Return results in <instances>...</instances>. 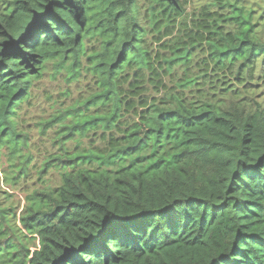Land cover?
<instances>
[{
  "label": "trees",
  "instance_id": "obj_1",
  "mask_svg": "<svg viewBox=\"0 0 264 264\" xmlns=\"http://www.w3.org/2000/svg\"><path fill=\"white\" fill-rule=\"evenodd\" d=\"M4 151L0 264H264V0H0Z\"/></svg>",
  "mask_w": 264,
  "mask_h": 264
},
{
  "label": "rangeland",
  "instance_id": "obj_2",
  "mask_svg": "<svg viewBox=\"0 0 264 264\" xmlns=\"http://www.w3.org/2000/svg\"><path fill=\"white\" fill-rule=\"evenodd\" d=\"M49 69H51V66H49ZM49 76V75H48ZM48 87H56L57 83L50 80V78L44 80L43 82ZM41 92L38 91V94ZM38 105L34 107H29V109L26 112L25 120L30 123L29 127H34V123H36L40 118L46 117L51 108L49 107V103L47 101H40L37 103ZM34 128L33 130V137H38V133ZM49 146V142H46L45 145L41 146L43 150L46 149V147ZM51 147V146H50ZM9 160H11L10 157H8V154L6 151L3 152V155L0 158V200L4 202L6 205H12L15 207L18 211V213H22V211L29 205V201L27 199V196L31 193L34 186L28 187V189L24 190L22 187H12L4 182V175L2 173V169L8 167Z\"/></svg>",
  "mask_w": 264,
  "mask_h": 264
},
{
  "label": "snow or ice",
  "instance_id": "obj_3",
  "mask_svg": "<svg viewBox=\"0 0 264 264\" xmlns=\"http://www.w3.org/2000/svg\"><path fill=\"white\" fill-rule=\"evenodd\" d=\"M146 227L148 225H145ZM79 255L77 254H73V253H69L68 256L65 259V264H78V261L76 259V256Z\"/></svg>",
  "mask_w": 264,
  "mask_h": 264
}]
</instances>
